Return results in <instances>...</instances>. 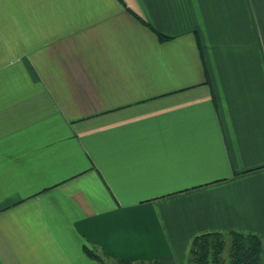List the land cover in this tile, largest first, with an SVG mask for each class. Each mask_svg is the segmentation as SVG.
<instances>
[{
    "label": "crops",
    "instance_id": "1",
    "mask_svg": "<svg viewBox=\"0 0 264 264\" xmlns=\"http://www.w3.org/2000/svg\"><path fill=\"white\" fill-rule=\"evenodd\" d=\"M208 232L264 264V0H0V264Z\"/></svg>",
    "mask_w": 264,
    "mask_h": 264
},
{
    "label": "trees",
    "instance_id": "2",
    "mask_svg": "<svg viewBox=\"0 0 264 264\" xmlns=\"http://www.w3.org/2000/svg\"><path fill=\"white\" fill-rule=\"evenodd\" d=\"M162 40L163 37L159 35ZM227 256L224 255L226 244ZM83 252L97 263H102L103 258L112 259L116 264H161L157 259L150 261L131 262L110 255L103 250L97 251L94 247L86 245ZM261 244L255 235L237 232L219 233L208 232L193 238L187 259V264H257L260 258Z\"/></svg>",
    "mask_w": 264,
    "mask_h": 264
},
{
    "label": "rangeland",
    "instance_id": "3",
    "mask_svg": "<svg viewBox=\"0 0 264 264\" xmlns=\"http://www.w3.org/2000/svg\"><path fill=\"white\" fill-rule=\"evenodd\" d=\"M228 245H229V244L227 243V244H226V247H225V251H224V255H225V256H227ZM96 264H116V263H114L112 259H109V258L104 257L102 263H96Z\"/></svg>",
    "mask_w": 264,
    "mask_h": 264
}]
</instances>
